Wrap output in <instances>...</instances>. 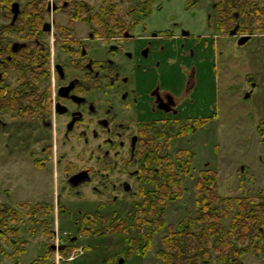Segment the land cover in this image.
<instances>
[{
    "label": "flooded vegetation",
    "instance_id": "obj_1",
    "mask_svg": "<svg viewBox=\"0 0 264 264\" xmlns=\"http://www.w3.org/2000/svg\"><path fill=\"white\" fill-rule=\"evenodd\" d=\"M13 2L8 19L6 14L0 17L6 20L0 22V79L9 75L4 71L6 61L13 55L21 57L23 48L24 65L30 64L31 42L45 51L48 48L49 56L42 63L39 102L30 93L19 94L28 106L25 117H15L12 110L11 125L0 118V128L12 129L5 144L10 153L24 152L36 169L50 171L55 178V201L17 204L31 213V224L40 222L46 229L56 213H71L63 202L65 192L73 198L84 186L114 202L120 195L134 197L139 191L135 182L145 184L151 173L159 172L157 177L164 179L161 171L166 166L159 161L172 154L170 141L208 127L223 113L224 105L227 112L235 110L239 98L253 104L242 108V113L252 118L261 112L257 125H264V21L259 24L255 16L230 11L225 0L208 3L201 31L194 34L151 27L148 18L138 13L117 14L113 21L110 14L101 12L64 13L65 22L28 13L25 29L16 31L7 27L15 25L20 15L19 4L13 18ZM52 2L53 11L58 10ZM32 17L38 38L31 37ZM46 22L50 27L44 30ZM52 29L56 37L50 47L42 34ZM224 39L238 47L250 45L246 57L251 59L241 80L240 63L222 61L218 40ZM14 82L15 88L21 85L17 77ZM17 209L0 204V239L11 240L5 224ZM75 237L68 233L65 239ZM71 241L48 243L44 257L64 250Z\"/></svg>",
    "mask_w": 264,
    "mask_h": 264
},
{
    "label": "rangeland",
    "instance_id": "obj_2",
    "mask_svg": "<svg viewBox=\"0 0 264 264\" xmlns=\"http://www.w3.org/2000/svg\"><path fill=\"white\" fill-rule=\"evenodd\" d=\"M13 1H18L22 10L28 0H0V8L4 11L7 2L10 9V4ZM52 1L57 3L58 10H52ZM64 1L69 5L62 6ZM192 1L194 4H191ZM210 1L214 0H154L150 9H148L150 12L145 17L148 18L147 22L151 27H172L177 32L180 29H185L193 34L200 33ZM108 3L120 12H128L131 8H136L132 12L135 14L139 11L137 10L138 6L142 8L147 6L146 2H140L139 0H109ZM77 4L83 5V8L79 9ZM84 4L87 6H84ZM102 4V0H46L44 8L46 9L49 6L50 10L46 9L47 14L43 16L47 21H50L53 17L59 22H65L64 20L67 17L64 13L71 12L72 9L73 11L89 13L99 10ZM1 16L3 17V13L0 9ZM3 21L6 22V20L0 18V22ZM174 22L177 23L176 26L172 24ZM53 30L47 34H42L43 39L48 41L50 47L53 44L54 36L56 37ZM39 34L37 29H32V38H38ZM227 41L228 39L218 40L219 47L223 49V60H221L230 59L240 63L238 75L241 80L247 67L246 64L251 59L249 56L246 57V51L250 45L238 47L231 41ZM241 63H244L245 66ZM220 67H223V65H220ZM210 77V79H214L213 72H211ZM15 79L16 75L10 72L6 80L15 83ZM252 106L250 100L244 101L239 98L235 110L232 109L227 112L224 105L223 113H220L217 119L211 121L208 127L196 133H191L184 138H178L177 135L170 141L169 148L175 157V171L181 177L180 191L182 196L174 201L166 198L164 212L166 225L177 223L185 216L194 213L197 176L207 168L213 169L217 173L216 189L221 198L224 196H245L248 199H255L258 196L264 197V125L261 128L257 125L260 124L261 115L259 114L261 112L250 118L241 111L242 108H251ZM0 118L11 125L13 112H3L0 114ZM260 130L262 131L261 134ZM11 132L12 129L8 126L0 128V202L17 207L20 216L17 218L13 216L6 220L5 225L9 226L11 239L9 241L11 242L0 239V245L3 246L0 251V264H61L64 260L69 264H102L107 259L112 260V264H118V259L121 257L124 259L122 264H162L157 251L162 247L160 238L166 233V227L152 236L151 247L145 254H139L137 251L130 252V249H136L142 245L145 238L144 234L151 232L153 228V225L146 226L140 222L139 226L134 219L132 221V213L137 208L136 201L139 203L143 201L141 190L148 197V205L144 210L147 211L149 208V203L152 200L150 192L153 189L152 183L149 182H145V184L135 182V189L139 191L134 197L120 195L114 202H110L107 195H100L92 190H87L88 188L84 186L81 194L75 195L73 198L65 196L67 194L65 192V199L62 197L63 202L67 203L71 213L66 212L58 215L56 213L54 221L52 219V222L48 221L49 225L52 224L54 233L52 231H48L49 233L44 232L46 226L43 227L40 222L39 224H31L29 222L30 213L24 208L18 207L17 204L33 200L47 199V201H55L56 182L50 171L36 169L26 159L24 152L21 154L10 153L5 144L8 142L7 137L10 136ZM180 150L186 151L182 159L184 163L182 167L188 161L187 154L190 151L194 153V159H192L188 173L181 172L177 166V162L180 160V158H177ZM162 179L161 177L158 185L163 183ZM69 198L71 199L68 200ZM100 203L103 204L101 208L98 207ZM218 204L221 205V202ZM161 206V203H157V213L161 210ZM79 210L82 213L79 214ZM115 213L127 225L131 224L133 226V229H130L127 233L132 243L129 250L126 234L122 232L111 233L110 229H107ZM231 216L232 213L226 219H223V223L228 225ZM76 219L80 224L75 223L74 220ZM48 220H50V216ZM86 222L94 223V225L93 223L90 225V232L92 233L81 234L79 228ZM15 226L20 228L19 233L15 231ZM139 227L140 229H138ZM68 233L75 235L76 240L65 239ZM15 238L17 240L14 242ZM23 240L26 242L25 250L21 251L20 254H16L14 250L19 251ZM62 240L64 242L71 241L68 247L73 246L74 251L69 253L68 247H66L64 250L69 253L68 255L62 253L61 249H56L48 254L50 256L44 257L43 253L48 243L54 242L57 244ZM239 258L242 264H264L262 253L255 255L252 250Z\"/></svg>",
    "mask_w": 264,
    "mask_h": 264
},
{
    "label": "trees",
    "instance_id": "obj_3",
    "mask_svg": "<svg viewBox=\"0 0 264 264\" xmlns=\"http://www.w3.org/2000/svg\"><path fill=\"white\" fill-rule=\"evenodd\" d=\"M46 0H33L25 2V7L20 10V15L17 18L15 25L8 28H14L16 31L25 28V22L27 18L26 14H47V10L44 8ZM140 2H146L145 8L141 6L137 7L136 13L141 17L150 12V6L154 0H139ZM103 4L100 9L95 12H101L111 15V20L116 21L117 14H128L136 10L131 8L130 11H116L111 7L109 0H102ZM227 8L230 11L236 10L245 15H251L256 17L259 24H262L260 20L264 21V0H225ZM5 10L1 11L3 14L9 17V7L6 2ZM69 4H67L68 6ZM79 9L83 8L81 4H77ZM86 4H84L85 6ZM87 6V5H86ZM82 10V9H81ZM90 10V9H89ZM229 12V11H228ZM67 13H84L79 11H72ZM88 13V12H86ZM144 13V14H143ZM230 13V12H229ZM231 17V14L228 15ZM115 17V18H114ZM248 17V16H247ZM249 19V22L251 20ZM33 21V17L31 18ZM248 21V20H247ZM41 23V20L39 21ZM33 24L35 22L33 21ZM37 29L38 27L33 25L30 27ZM262 28V27H259ZM257 28V29H259ZM48 47V44L46 43ZM24 49V48H23ZM20 50L21 57L11 56L9 61H6L4 71L6 74L10 72L14 73L21 85L17 88L13 87L10 82H7V76L0 79V114L3 112H10L14 110L15 117H25V110L28 108L23 99L18 98L19 94L30 93L34 101L39 102V98L36 97L40 92V76L43 72L42 63L44 59H48V48L43 50L39 44L31 42V47L27 53H30V64L24 65V50ZM28 65V67H26ZM18 76L20 78H18ZM30 77V81L28 78ZM28 81L30 82L29 86ZM21 99V101H20ZM26 108V109H25ZM39 108L37 107V110ZM260 130V134H261ZM185 150L178 152L177 158H180L177 162L178 168L181 172H189L192 159H194V153L189 152L188 161L183 166V158L185 156ZM174 156L168 154L164 162L165 170L161 173L164 177L163 183L158 185L160 178H158L159 172L151 173V178L144 180L145 182L152 183L153 189L150 192L152 200L149 203V208L145 211V207L148 205V197L144 191L141 190L143 201L139 203L136 201V210L132 213L133 219L140 226H151L153 228L145 235L144 241L141 246L136 249H130L131 251H137L139 254H145L151 247V239L155 233L160 232L166 227V233L160 238L161 248L158 249L157 255L161 259L162 264H242L240 256L244 255L248 251L252 250L253 254L260 255L262 253L264 257V197L258 196L255 199H248L245 196H224L220 197L217 192L218 176L215 170L207 168L202 170L197 176L196 180V192H195V211L192 215L185 216L177 223H169L166 225L164 218L165 212V200L169 198L170 201H174L182 196L180 191L181 177L176 173ZM174 166V168H173ZM174 169V170H173ZM157 198V199H156ZM221 202V205L218 203ZM157 203H161V210L157 213ZM15 218L20 216L19 210L12 211ZM232 216L228 222V225L223 223V219H226L229 214ZM31 214V213H30ZM147 215V216H146ZM154 215V216H153ZM47 216L52 217L50 212ZM152 216V217H151ZM88 218V216H87ZM35 220V219H33ZM49 223V222H48ZM93 222H86L83 226H80L79 232L81 234H88L90 232L91 224ZM94 225V223H93ZM166 225V226H165ZM50 225L45 229L46 233L50 231ZM15 231L19 233L20 228L15 226ZM109 231L122 232L126 234V241L128 250L131 243V238L127 236L130 229H133L131 224H126L118 214H114L111 219V223L108 225ZM140 229V227L138 228ZM17 239H14V242ZM263 242V244H261ZM21 248L14 250L16 254H20L25 250L26 242L23 240ZM133 247V246H132ZM74 250L73 246L68 247V252L71 253ZM67 251L62 250V253L69 254ZM35 263V262H33ZM112 260H104L102 264H112ZM61 264H69L65 260Z\"/></svg>",
    "mask_w": 264,
    "mask_h": 264
},
{
    "label": "water",
    "instance_id": "obj_4",
    "mask_svg": "<svg viewBox=\"0 0 264 264\" xmlns=\"http://www.w3.org/2000/svg\"><path fill=\"white\" fill-rule=\"evenodd\" d=\"M56 8V5L54 2H52V10H54ZM11 10L13 12V18H15L19 12V3L17 1H14L11 5ZM48 10H50L49 6H48ZM50 27V23L46 22L44 23V27L43 29L46 30V29H49ZM124 261V259L121 257L118 259V264H122Z\"/></svg>",
    "mask_w": 264,
    "mask_h": 264
}]
</instances>
